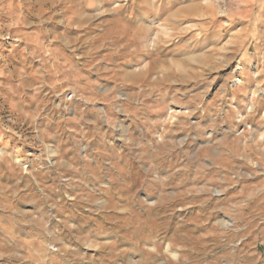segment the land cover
<instances>
[{"label": "rangeland", "instance_id": "374dc122", "mask_svg": "<svg viewBox=\"0 0 264 264\" xmlns=\"http://www.w3.org/2000/svg\"><path fill=\"white\" fill-rule=\"evenodd\" d=\"M0 264H264V0H0Z\"/></svg>", "mask_w": 264, "mask_h": 264}, {"label": "crops", "instance_id": "0c3cea01", "mask_svg": "<svg viewBox=\"0 0 264 264\" xmlns=\"http://www.w3.org/2000/svg\"><path fill=\"white\" fill-rule=\"evenodd\" d=\"M144 17H145V16H143V18L138 22V24H139L140 26H143V23H142L143 21H142V20H144ZM145 18H146V17H145ZM145 58L147 59V57H145ZM147 60H148V59H147ZM144 62L147 63L146 60H144ZM144 65H147V64H144ZM144 65H143V67H144Z\"/></svg>", "mask_w": 264, "mask_h": 264}, {"label": "bare ground", "instance_id": "6f19581e", "mask_svg": "<svg viewBox=\"0 0 264 264\" xmlns=\"http://www.w3.org/2000/svg\"><path fill=\"white\" fill-rule=\"evenodd\" d=\"M165 31H166V29H165V28H163V29H162V32H165Z\"/></svg>", "mask_w": 264, "mask_h": 264}]
</instances>
